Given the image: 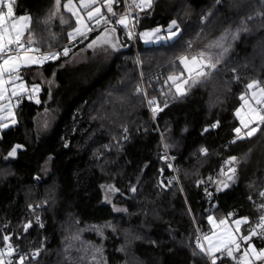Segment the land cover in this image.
Listing matches in <instances>:
<instances>
[{"label":"trees","instance_id":"16d2710c","mask_svg":"<svg viewBox=\"0 0 264 264\" xmlns=\"http://www.w3.org/2000/svg\"><path fill=\"white\" fill-rule=\"evenodd\" d=\"M67 2L61 0L48 23L55 0H17L14 6L17 17H31L26 39L35 33L38 41L32 47L72 52L42 67L48 79L54 78L55 91L45 89L40 104L23 99L16 124L1 134L0 252L9 242L27 253L44 248L24 264H211L197 248V239L203 244L212 232L209 216L247 217L241 230L247 235L264 215V125L225 149L240 127L236 112L247 84L254 79L264 84V0H153L151 9L133 14L138 17L135 43L116 23L127 11L125 0H116L111 25L72 43L68 33L77 25L65 11ZM173 19L180 25L175 38L153 45L140 38L139 33L157 27L167 37ZM245 21L250 31L233 44L219 71L177 96L168 76H187L179 57L201 51L218 55L208 46ZM113 27L117 52L110 60L66 65ZM151 99L162 111L152 112ZM46 108L56 110L59 119L41 135L35 119ZM16 145L22 151L9 157ZM232 156L238 159L230 165L236 179L224 188L221 170ZM45 162L50 164L46 176ZM251 242L264 248L262 237ZM236 263L226 254L217 261Z\"/></svg>","mask_w":264,"mask_h":264},{"label":"snow or ice","instance_id":"6c2138e0","mask_svg":"<svg viewBox=\"0 0 264 264\" xmlns=\"http://www.w3.org/2000/svg\"><path fill=\"white\" fill-rule=\"evenodd\" d=\"M3 3V0H0V4ZM98 0H80L79 7H76L73 4V0H68V3L64 7L76 17V27L72 32H69V38L75 40L77 36L86 37L87 33L93 31V28L89 26L86 21H95L96 25H100L101 22L108 23L107 17L102 14L101 6H96ZM116 3V0H103L102 7H105L112 16H116L117 13L113 10V5ZM127 11L124 14H121L116 20V23L122 25L127 29V35L129 38H132L134 33L129 28V25H132L134 28L138 22V17L133 15L137 12H144L146 9H151L153 7V0H125ZM61 6V0H55V10L50 13L47 20L44 23H48V20H51L56 16ZM81 9L86 10L87 16L86 19L81 15ZM13 17V8L11 0H9L7 6V13L4 14L0 12V100H3L5 93L8 89L5 87L6 84L13 85L11 95L20 96L24 93H29L27 86L21 82L16 84L17 80H22L20 76V69L22 67H29L32 65H43L45 61L55 60L59 58L60 53L48 52L44 53L39 47H32L33 44L38 43L35 38V33L29 35L27 38V47L22 43V37L24 36L25 30H30L31 17L23 16L19 18V21H13L10 25L6 26V21ZM249 20L252 17H248ZM61 23H66L61 17ZM161 28L157 27L149 31H144L139 33L141 39H144L145 42L151 41L153 39L162 40V39H173L180 33V25L176 19L171 20L168 25L167 37L160 36ZM116 31L115 27L111 29H105L104 33L101 36H98L90 44L88 48H94L97 45H110L113 49L117 48V43L113 42V39L110 38L112 34ZM250 30L247 27V22H243L241 25L237 26L235 30L231 27L225 29L223 34L215 41H213L208 47L218 49V55H213L210 52L201 51L192 56H181L179 57L180 63L184 66V70L187 72V76H184V73L181 72L180 75H169L168 80L172 82V85L175 87V94L179 97L186 96L193 88L199 87L204 83L208 82L216 72L219 71L218 65L227 62V56L230 52L233 44L240 39L242 33H247ZM11 45H16V51L13 52ZM22 50V51H21ZM34 53H40V55H34ZM69 54V49L65 48L63 50V55L67 56ZM233 73H237V69H232ZM7 75V79L5 76ZM235 79L239 80L240 76L237 74ZM247 89L251 91V95L247 94L240 97L244 101L242 106L246 109L243 114L240 110L237 111L236 115L240 117V123L244 129H247L244 136H241V128H236L235 132L238 139H243L245 137H252L260 130L261 126L264 125V84L260 80H252L247 84ZM40 88L38 85H33L30 90L29 98H33V95L39 93ZM139 92L140 89L138 88ZM39 103V100H36ZM19 103V101H18ZM148 104L152 106V112L155 114L158 111H162L159 107L158 102L155 99L148 101ZM167 107V102L164 104ZM8 115L12 117L11 122L16 123L15 116L11 111V107L8 109ZM6 120L5 117L0 116V121ZM217 125H213L216 127ZM8 127L7 122L0 123V128ZM127 131V129H125ZM207 131V129H205ZM236 141H233L235 143ZM21 145L14 146L11 151H9L8 156L14 157L16 155L17 149ZM201 152L207 154V149L202 148ZM234 162H238L237 157L232 156L226 162L231 165ZM171 166V165H169ZM221 174L226 177L225 180L219 181L224 188L228 187V182H234L236 179V168L229 167L227 172L221 170ZM211 179V178H209ZM110 190L113 189L112 186H109ZM220 190L219 188L217 189ZM133 192L136 191L135 188L132 189ZM261 197H264V192L260 193ZM251 199V197H250ZM261 209H264V205L260 206ZM209 222L213 223V218L209 216ZM248 218H242L235 221V230L225 229L223 235L216 238V242H213V239L205 236L204 239L208 242V247L205 248L202 243H200L199 238L197 239V248L201 252L206 253L211 258V264H217L216 256L217 253H226V255L237 261V264H256L257 261L264 264V248L257 249L252 243V237L260 236L264 237V215L259 217V222L256 225L255 229H250L247 235H240L237 237L235 233L240 232L241 224L248 223ZM220 225H224L225 221L221 220ZM30 225L25 226V231ZM258 229V230H257ZM115 230V229H113ZM10 237L5 236L4 240L8 241ZM140 239V237H137ZM241 241H243L247 246L244 248L242 255L237 258L236 253L241 252ZM16 251L11 244L7 246L6 253L0 252V264H5L4 256L5 254L8 257H11ZM100 252V249L96 250ZM123 251V248L120 249ZM35 255H39V252H36ZM95 260V256H93ZM25 258L20 257L19 264H24ZM7 264H12L11 260L7 261Z\"/></svg>","mask_w":264,"mask_h":264},{"label":"rangeland","instance_id":"374dc122","mask_svg":"<svg viewBox=\"0 0 264 264\" xmlns=\"http://www.w3.org/2000/svg\"><path fill=\"white\" fill-rule=\"evenodd\" d=\"M109 25H111V24H109ZM130 28H131V25H130ZM162 32L163 31L161 30L160 36H161ZM134 38H135V35H133V37L130 38V40L134 42ZM142 40L147 45L159 44L158 43L159 40H156V39H153V40L148 41V42H145L144 39H142ZM68 49H69V54L67 56L63 55V50L61 52H58V53H60V55H59V58L56 59V61L59 60L61 57H69L71 52H72V48H68ZM116 52H117V48L113 49L110 45H107V44H105V45H97L94 48H88L87 47V48L83 49L82 51L76 53L75 55L71 56L72 57V58L70 57L72 59L71 62L66 63V65L74 66V65H80V64H84L85 63L88 67H90V66H93L95 64L97 59L100 60V61H104V62L107 61V60H110V58L113 55H115ZM51 61H53V60H48V61H45L44 63H50ZM29 67H34V65L29 66ZM25 68L26 67H22L20 69V76H21L22 80H17L16 84H20L21 82H23L27 86V88L29 89V93H24V94H21L20 96H12L11 95V91H12L13 85H11V84H6L5 85V87L8 89V91L5 93L4 99L0 100V116L5 117L6 120L0 121V123L7 122L8 123V127L0 128V137H1V134H2V132L4 130H6L7 128H9L11 126H14L16 124V123L13 124L11 122L12 117H10L8 115L9 107H11V111L14 114L15 120H16L17 119V111H18L20 103H21V101L23 99H28L29 101H33L34 103L39 104L40 103V96H41V94H42V92L44 90V87L49 91L50 94L53 93L55 91V89H56V83H55L54 78H52V79H50V81L46 82L44 84V87H43V85L41 83H39L41 81V80H39V77H40L39 74H41V72L38 71V70H35L34 72H27V71L24 70ZM7 78L8 77L6 75L5 79H7ZM30 78L34 79V80L38 79V80H35V81H39V82L38 83H34V84H32V83L29 84L28 81L30 80ZM33 85H38L39 88H40V91H39V93L34 94L33 98L30 99L29 98L30 90H31ZM246 94L248 96H250L251 95V91L248 90V92ZM37 99L39 100V103L36 102ZM18 101H19V103H18ZM238 110H240L241 113L243 114L244 108L242 106ZM58 119H59V116H58L56 110H50L48 108L42 110L37 115V117L35 119L36 128H37L38 133L41 134V135L49 133L53 129L55 124L58 122ZM239 119H240V117H239ZM242 128H243V126L241 127V129ZM244 131H247V130H244ZM241 132H242V130H241ZM255 135H253V136H255ZM235 164H236V162H235ZM229 167H230V165L228 164L227 168L225 169L224 172H227ZM49 171H50V164H49V162H45L44 165H43V168H42L43 175L44 176L48 175ZM225 178L226 177L223 176V180H225ZM105 195H106V201L109 202V194L107 193V191L105 192ZM117 211L120 212V211H123V210L122 209H117ZM230 222H232V221H230ZM238 235L240 236L241 232L238 233ZM262 238H264V237H262ZM202 241H203V245H204V238H203ZM241 243L245 244L243 241H241ZM204 247H205V245H204ZM2 252H4V250H2ZM210 260H211V258H210ZM5 264H6V262H5Z\"/></svg>","mask_w":264,"mask_h":264},{"label":"crops","instance_id":"0c3cea01","mask_svg":"<svg viewBox=\"0 0 264 264\" xmlns=\"http://www.w3.org/2000/svg\"><path fill=\"white\" fill-rule=\"evenodd\" d=\"M16 1H17V0H11L12 8H13V17L6 21V26L10 25L13 21H19V18H20V17H23V16L17 17V16L15 15V7H14V6H15ZM8 3H9V0H3V3L0 4V12H3L4 14L7 13V6H8ZM67 3H68V2H67ZM67 3H66V4H67ZM73 4H74L76 7H79L80 2H78V3L73 2ZM102 4H103V0H98V3H97L96 6H101V7H102ZM113 8H114V5H113ZM65 11L68 12V13H71V12H69L66 8H65ZM71 14H72V13H71ZM102 14H103L105 17H107V19H108V21H109L110 13H108V11H107V9H106L105 7H102ZM81 15H83V16L85 17V19H86V16H87V12H86V10L81 9ZM73 17H74V19L76 20V17H75V16H73ZM86 22L89 24L90 27L93 28V31L90 32V33H87L86 37L77 36L75 40H72V39H71V42H72V43H76V42H79V41H81V40H84L85 38H87L90 34H92L93 32H95L96 30H99L100 28H103V27H105V26H109V24H111V22H113V21H109L108 23L101 22L100 25H96L94 20H93V21H86ZM30 27H31V23H30ZM28 31H29V30H25V32H24V36L22 37V42H23V43H26V42H27L26 34H27ZM164 34H165V33L162 32L161 36L163 37ZM162 40H163V39H162ZM162 40H159L158 43L160 44V42H161ZM55 53H58V52H55ZM54 61H56V59L53 60V61H51V62H54ZM45 64H47V63H44L42 66H41V65H34V67H26V68L24 69V70L27 71V72H34L35 70H38V71L41 72V74H39V76H40V77H39V80H41V81H40V82H39V81H35V80H38V79H35V80H34V79H31V78H30V80L28 81L29 84H30V83L34 84V83H38V82H39V83H41V84L43 85V87H44V84H45L46 82L50 81V79H48V78L45 76V74L43 73V71H42V67H43ZM45 89H46V88L44 87V90H45ZM44 90H43V91H44ZM42 93H43V92H42ZM40 97H41V96H40ZM39 104H40V103H39ZM243 105H244V101H243ZM243 105H242V106H243ZM240 108H241V107H240ZM245 110H246V109H244V111H245ZM244 111H243V112H244ZM236 113H237V112H236ZM236 117H237V119H238V121H239V125H240L239 128H241L242 125H241V123H240V119H239V117H238L237 115H236ZM241 130H242L241 135H243V134L246 133V131H244V130H247V129H243V128H242ZM243 132H244V133H243ZM257 132H258V131H257ZM236 136H237V134H236ZM247 138H248V137H247ZM212 218H213V223H210V222H209L210 225H211V228H212V232H211L210 235H208V237L212 238L214 243L216 242V238H217V237L223 235V233H224V231H225L226 228H227V230H231V231H234V230H235V227H236V225H235V221H236V220L230 222V221L227 220V219H216V218H214V217H212ZM241 219H242V218H241ZM221 220H224V221H225V224H224V225H220V224H219V222H220ZM238 220H240V219H238ZM248 221H249V219H248ZM248 223H249V222H248ZM248 223L241 224V226H240V232H241L242 228H243L245 225H247ZM240 232H239V233H240ZM235 235H236L237 237H239L238 233H235ZM254 237H257V236H254ZM251 243H252V242H251ZM252 244L256 247V245H255L254 243H252ZM204 245H205V248L208 247V242H207L205 239H204ZM256 248H257V247H256ZM257 249H258V248H257ZM243 250H244V246H243L242 243H241V252H240V253H236L235 255H236V256H238V255H240V254L242 255ZM220 254H226V253H217L216 256L219 257ZM217 261H218V259H217ZM256 264H262V262L257 261Z\"/></svg>","mask_w":264,"mask_h":264},{"label":"built area","instance_id":"2783aa9c","mask_svg":"<svg viewBox=\"0 0 264 264\" xmlns=\"http://www.w3.org/2000/svg\"><path fill=\"white\" fill-rule=\"evenodd\" d=\"M131 30L133 31V27H132V25H131ZM22 43H23V42H22ZM134 43H135V38H134ZM24 44H25L26 47L28 46L26 43H24ZM11 47H12V49H13V52H15V51L17 50V49H16V45H11ZM21 51H22V50H21ZM34 55H40V53H34ZM154 119H155V122H156V117H155V116H154ZM215 125H217V124H215ZM217 128H218V126L213 127L214 130H216ZM157 132L160 133L159 128H157ZM241 136H244V134L241 135ZM246 138H247V137H245V138H243V139H238L237 136H235V137L229 142V144L225 147V149H226V150H229V148H230V146H231L232 144H235V143H237V142H239V141L245 140ZM233 141H236V142L233 143ZM167 158L171 161V156H170L168 153H167ZM176 175H177V173H176ZM9 244H11L12 247L16 249V251L13 253V255H12L11 257H8V256L5 254V256H4V260H5V262H7L8 260H11L12 263L19 262L21 256H23V257L25 258V260H27L30 256H31L33 259H37V258L39 257V255H40L41 251L44 250V248L42 247L41 249L35 250V251L31 252V253L22 252L19 248L15 247L11 242H9V243L5 246V248H4V252H5V253H6L7 246H8ZM36 252H39V255H35ZM25 260H24V261H25ZM236 264H237V263H236Z\"/></svg>","mask_w":264,"mask_h":264},{"label":"water","instance_id":"95a60500","mask_svg":"<svg viewBox=\"0 0 264 264\" xmlns=\"http://www.w3.org/2000/svg\"><path fill=\"white\" fill-rule=\"evenodd\" d=\"M22 151V147H20L19 149H17L16 155L18 154V152Z\"/></svg>","mask_w":264,"mask_h":264},{"label":"bare ground","instance_id":"6f19581e","mask_svg":"<svg viewBox=\"0 0 264 264\" xmlns=\"http://www.w3.org/2000/svg\"><path fill=\"white\" fill-rule=\"evenodd\" d=\"M39 35V34H38ZM37 36V35H36ZM41 36V35H40ZM40 36H38V37H40ZM45 38V37H44ZM47 41V40H46Z\"/></svg>","mask_w":264,"mask_h":264}]
</instances>
